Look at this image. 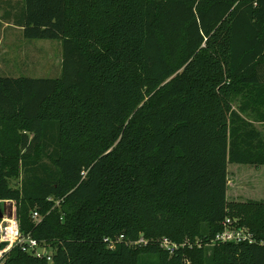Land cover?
<instances>
[{
	"label": "trees",
	"instance_id": "obj_1",
	"mask_svg": "<svg viewBox=\"0 0 264 264\" xmlns=\"http://www.w3.org/2000/svg\"><path fill=\"white\" fill-rule=\"evenodd\" d=\"M21 1L63 67L0 76V210L52 261L3 264H264V202L227 196L230 164L264 166L242 119L264 105V0ZM228 219L253 242L213 244Z\"/></svg>",
	"mask_w": 264,
	"mask_h": 264
},
{
	"label": "rangeland",
	"instance_id": "obj_2",
	"mask_svg": "<svg viewBox=\"0 0 264 264\" xmlns=\"http://www.w3.org/2000/svg\"><path fill=\"white\" fill-rule=\"evenodd\" d=\"M6 2L9 4H5ZM21 7V0H0V76L60 78L63 67L62 41L25 39L23 30L16 28L14 23V18ZM9 12L10 21L5 19ZM258 109L257 116L255 113L242 114V119L261 135L264 145V105L258 106ZM258 154L264 155V149ZM20 182V179H12L11 186L17 188ZM227 196L230 203L264 202V166L230 164ZM0 215L3 219L16 216V204L2 203ZM243 229L249 232L248 228Z\"/></svg>",
	"mask_w": 264,
	"mask_h": 264
},
{
	"label": "built area",
	"instance_id": "obj_3",
	"mask_svg": "<svg viewBox=\"0 0 264 264\" xmlns=\"http://www.w3.org/2000/svg\"><path fill=\"white\" fill-rule=\"evenodd\" d=\"M33 218L38 220L39 215L35 213ZM223 227V231L216 235L213 244L253 242V237L249 232L234 226L229 219L226 220ZM137 244L146 245L147 242L141 238ZM15 247H22L24 251L38 258H46L49 262L52 261L51 252L47 248L42 247L38 241L21 234L18 220L15 215H12L5 217L0 222V264L4 263L6 255ZM161 247L171 255L179 249L177 244L166 238L161 240Z\"/></svg>",
	"mask_w": 264,
	"mask_h": 264
},
{
	"label": "crops",
	"instance_id": "obj_4",
	"mask_svg": "<svg viewBox=\"0 0 264 264\" xmlns=\"http://www.w3.org/2000/svg\"><path fill=\"white\" fill-rule=\"evenodd\" d=\"M8 25H9V24L7 23L6 26H8ZM16 28H19V27H16ZM19 29H21V28H19ZM21 30H22V29H21Z\"/></svg>",
	"mask_w": 264,
	"mask_h": 264
},
{
	"label": "water",
	"instance_id": "obj_5",
	"mask_svg": "<svg viewBox=\"0 0 264 264\" xmlns=\"http://www.w3.org/2000/svg\"><path fill=\"white\" fill-rule=\"evenodd\" d=\"M0 219H3V216L2 215H0Z\"/></svg>",
	"mask_w": 264,
	"mask_h": 264
}]
</instances>
